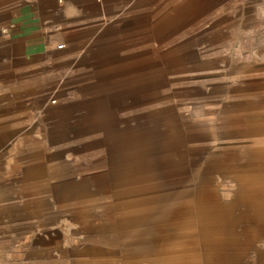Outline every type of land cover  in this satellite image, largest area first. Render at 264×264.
<instances>
[{"label": "rangeland", "instance_id": "rangeland-1", "mask_svg": "<svg viewBox=\"0 0 264 264\" xmlns=\"http://www.w3.org/2000/svg\"><path fill=\"white\" fill-rule=\"evenodd\" d=\"M144 19L121 56L109 45L85 75L96 81L87 99L55 95L56 128L42 118L32 126L59 151L34 157L36 186L21 191L35 204L26 255L36 264H264V160L243 140L252 128L238 111L216 105L222 87L205 91L227 76L199 70L197 47L180 43L185 28L166 36L165 24L152 31ZM145 131L156 143L140 144Z\"/></svg>", "mask_w": 264, "mask_h": 264}, {"label": "crops", "instance_id": "crops-1", "mask_svg": "<svg viewBox=\"0 0 264 264\" xmlns=\"http://www.w3.org/2000/svg\"><path fill=\"white\" fill-rule=\"evenodd\" d=\"M143 19L166 36L185 28L180 43L197 47L199 70L227 76L205 91L222 87L216 105L238 111L236 122L252 128L243 140L264 160V0H0V264H36L22 240L35 204L20 195L36 186L34 157L41 164L59 146L48 149V131L32 126L42 118L56 128L57 109H47L55 95L74 89L87 99L98 57L109 45L121 56ZM124 22L132 34H123Z\"/></svg>", "mask_w": 264, "mask_h": 264}, {"label": "bare ground", "instance_id": "bare-ground-1", "mask_svg": "<svg viewBox=\"0 0 264 264\" xmlns=\"http://www.w3.org/2000/svg\"><path fill=\"white\" fill-rule=\"evenodd\" d=\"M151 132H142L141 134H139L138 136L140 137V144H149V145H153L154 143H156V136L154 135H149ZM139 137H138V141H139ZM167 141V139H166ZM145 153L142 152V154L138 155L139 157L141 155H143ZM133 207H128V210H131ZM127 210V209H126Z\"/></svg>", "mask_w": 264, "mask_h": 264}]
</instances>
